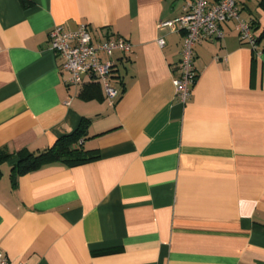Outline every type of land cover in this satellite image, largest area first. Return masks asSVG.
Returning a JSON list of instances; mask_svg holds the SVG:
<instances>
[{
    "label": "crops",
    "instance_id": "obj_1",
    "mask_svg": "<svg viewBox=\"0 0 264 264\" xmlns=\"http://www.w3.org/2000/svg\"><path fill=\"white\" fill-rule=\"evenodd\" d=\"M237 1L257 49L222 24L195 48L184 104L179 19L193 0H0V152L44 151L86 119L79 143L97 157L16 180V157L2 165L9 264H264V0ZM81 24L96 44H132L113 59L114 104L95 80L69 86L51 49L54 28Z\"/></svg>",
    "mask_w": 264,
    "mask_h": 264
},
{
    "label": "built area",
    "instance_id": "obj_2",
    "mask_svg": "<svg viewBox=\"0 0 264 264\" xmlns=\"http://www.w3.org/2000/svg\"><path fill=\"white\" fill-rule=\"evenodd\" d=\"M184 30V44L181 55L180 76L174 81L177 96L182 103L189 102L198 76L195 66V48L204 41L221 35L222 24L234 22L243 43L257 49V37L250 22L241 17L237 0H193L179 19ZM171 22L162 24L171 25ZM163 47V39L158 41ZM52 51L63 60L62 69L66 73V83L78 86L83 79L97 81L104 89L105 95L112 104L121 96L114 86L116 53L127 55L132 44L122 38H108L104 42L94 43L92 34L86 24L77 30L67 31L58 26L50 33ZM0 264H9L8 259L0 252Z\"/></svg>",
    "mask_w": 264,
    "mask_h": 264
},
{
    "label": "trees",
    "instance_id": "obj_3",
    "mask_svg": "<svg viewBox=\"0 0 264 264\" xmlns=\"http://www.w3.org/2000/svg\"><path fill=\"white\" fill-rule=\"evenodd\" d=\"M88 126L89 121L84 119L77 130L70 135L59 138L53 146L44 151L31 152L24 149L13 155L0 152V178L2 177V165L13 157L17 159L12 167V178L14 180L18 176L37 171L52 163L62 162L70 166H78L96 160L97 157L89 156L79 143L86 136Z\"/></svg>",
    "mask_w": 264,
    "mask_h": 264
}]
</instances>
